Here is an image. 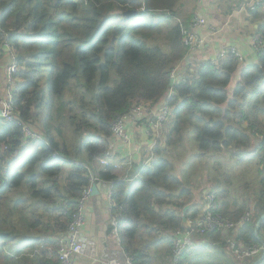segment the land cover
I'll return each mask as SVG.
<instances>
[{"label":"trees","instance_id":"16d2710c","mask_svg":"<svg viewBox=\"0 0 264 264\" xmlns=\"http://www.w3.org/2000/svg\"><path fill=\"white\" fill-rule=\"evenodd\" d=\"M182 1L0 0V30L9 33L0 35V51L10 41L20 62L16 117L0 119V242L15 250L0 252V264H57V241L94 177L113 182L123 245L134 263L161 258L171 264L174 241L186 226L183 209L196 199L175 173L174 156L184 162L179 147L189 130L200 155L229 151L238 164L255 165L263 176L251 220L196 237L199 244L210 243L186 252L180 264H213L200 247L225 251L230 238L246 246L264 243V218L256 232L264 214V11L248 8L263 44L256 62L242 65L232 51L215 61H193L184 44L186 22L154 36L161 31L160 13L176 15ZM241 5H230V13ZM129 10L137 15L129 18ZM173 73L178 78L171 86ZM167 100L171 113L151 149L153 159L139 168L133 184L120 179L111 153L112 122L135 104L160 107ZM26 125L45 134L32 149L22 136ZM98 158L109 164L97 165ZM229 182L212 178L207 188L217 211L238 220L253 209L229 208ZM198 204L186 211L187 221L200 212ZM244 260L264 264L259 256ZM220 264L240 263L230 257Z\"/></svg>","mask_w":264,"mask_h":264},{"label":"built area","instance_id":"2783aa9c","mask_svg":"<svg viewBox=\"0 0 264 264\" xmlns=\"http://www.w3.org/2000/svg\"><path fill=\"white\" fill-rule=\"evenodd\" d=\"M202 4L203 3L200 2L198 12L191 20L190 25L183 28L184 44L188 47L189 52L196 51L204 44V37L201 36L199 31L208 27V21L203 14L206 10ZM250 8L252 10L264 11V0H251ZM1 31L2 30H0L1 37H9V33ZM256 45L259 50L263 44L257 40ZM2 48L7 53L9 62L6 68L4 92L3 95L0 96V119H3L6 122H12L16 117L14 109L15 85L16 76L20 70V62L17 51L14 49V46L10 41L5 40ZM232 52L242 61L243 58L240 53L235 50H232ZM224 54L225 53L218 54L216 57L212 58V60L215 61L217 57H222ZM173 76L175 77V73H173ZM172 92L169 93V97ZM168 100L164 104H161L159 111L154 117H151L149 114L153 111V108L149 105L140 103L130 107L125 114L118 116L112 122L111 141L121 142L124 146L129 147L132 141V134L129 131L130 126H135L145 121L149 125L150 135L154 140L153 145H155L160 137V130L164 127V124L169 119L171 113ZM22 136L28 146L32 141L43 140L42 133L32 129L28 125L22 129ZM53 156H56V153H54ZM101 162L105 165L109 164V161L104 158H101ZM115 166L119 168L120 163H116ZM92 181L93 183H96L97 181H102L104 184L109 182L113 183L112 181L97 179V177L92 178ZM108 194L110 199V223L113 228L112 233L115 237L116 244L119 246L120 250L124 252V248L120 246L122 237L120 232V222L123 217L121 209L118 207L113 196V185L110 187ZM90 196L91 186L78 200L73 216L69 221L65 232L61 234L57 241V248L54 255L57 264H75L76 256L81 255L85 250L86 242L83 236V229L86 224L87 200ZM206 198L207 204L205 212L201 216L196 217V219H189L188 223L190 222V226H186L182 233L176 237L172 251V264H180L183 255L189 250H194L198 246L199 242L196 241V237L202 236L209 231L235 230L242 224L249 222L252 218V213L248 211L238 220H231L217 211V202L213 191H208L206 193ZM228 247L234 254V257L237 256L244 259L261 256L264 253V243L246 246L244 240L236 241L230 238L228 239ZM0 248H2L1 243ZM107 264H135L134 256L126 254L125 258H113L108 260Z\"/></svg>","mask_w":264,"mask_h":264},{"label":"crops","instance_id":"0c3cea01","mask_svg":"<svg viewBox=\"0 0 264 264\" xmlns=\"http://www.w3.org/2000/svg\"><path fill=\"white\" fill-rule=\"evenodd\" d=\"M250 1L241 0L242 5L236 8L232 14L230 13L227 18L222 19L221 24L223 27L220 29H218V25L211 22L209 12L203 13L208 21V27L199 31L201 36L204 37V44L196 51L189 52L193 61L197 59H212L218 54L232 50H235L242 56V65L257 61L258 48L256 43L259 35L256 33V22L248 20V16H250L248 12ZM207 9L209 8L207 7ZM243 10L246 11L245 15H243L245 12ZM236 13L238 14L236 15ZM175 78L177 79L178 76L176 75ZM236 80L237 77L235 78ZM1 89L0 87V91ZM152 108L153 111L149 114L151 117H154L160 107L153 106ZM129 131L132 134L130 146H124L121 142H113L111 153L117 158L115 163H120L119 168L115 166L117 168L116 175L120 179L133 184L138 176L139 168L149 164L151 159H153V157L150 159L149 155L154 140L150 135L149 125L145 121L138 125L130 126ZM122 159L124 160L122 161ZM101 164L105 165L101 161L100 164L97 163L100 166ZM96 183L99 191L97 194L91 195L87 200L86 224L83 229V236L85 242L88 243V249L85 254L76 256V264H107V261L110 259H122L128 254L123 245L122 237L120 246L124 248V252L116 244L112 233L113 228L110 223V199L108 193L113 183L104 184L102 181H97ZM201 206H204V201ZM172 260L173 255L171 254L169 258L171 264Z\"/></svg>","mask_w":264,"mask_h":264},{"label":"rangeland","instance_id":"374dc122","mask_svg":"<svg viewBox=\"0 0 264 264\" xmlns=\"http://www.w3.org/2000/svg\"><path fill=\"white\" fill-rule=\"evenodd\" d=\"M183 6L179 10V12L176 15H172L171 13L162 12L157 17L158 20H163L161 24V31L157 32L154 36L161 37L163 36L167 29L172 27L176 22H181L183 24L190 25L191 20L194 18L195 14L198 12V7L200 6V2H202L204 9L210 13V20L214 24L218 25V29L222 28L223 25L221 24L222 19L227 18L230 15V5L236 4L237 0H183ZM209 9H207V7ZM234 11V10H233ZM232 11V12H233ZM245 11V10H243ZM231 12V14H232ZM238 13H236L237 15ZM246 14V11L243 15ZM160 42V41H158ZM8 56L5 51H0V87L2 88L1 91L3 92L4 89V81H5V70L8 65ZM6 64V67L4 68V65ZM262 118H264V115H262ZM45 135L44 133H42ZM259 139V137H258ZM38 141H33L30 143L29 147L32 149ZM181 152L185 155L184 162L182 159H179L178 157L174 156L175 161V173L179 177L183 179L184 185L187 188H190L194 196H196V199L189 202V205H191L190 208H192L197 201L199 200V204L201 205L204 199L206 198V191L210 189L207 188V184L210 182L212 178H225L228 177L230 179L229 184L231 191L229 196L226 200H228L229 208H239L243 204H245L247 207L252 208L255 206L257 201L260 199V180L263 176L262 173L256 169L257 167L255 165H241L238 164L237 160L233 157H231L229 151H224L222 153H202L200 155L201 151L199 149L198 143L196 141V135L193 130L186 131L185 133V141L182 146L179 147ZM87 155V154H86ZM107 160L106 158H104ZM101 158L97 159V162H100ZM68 169V167H67ZM233 203V204H232ZM207 201H204V206L200 209V212L192 218L201 216L205 212ZM256 211V208L252 210V214H254ZM228 218V217H227ZM191 219V218H190ZM186 226H190V222L188 223L186 218ZM185 226V227H186ZM17 227L20 230H23V226L17 222ZM198 242V240H196ZM210 243L209 241H200L199 245H202L203 243ZM2 245V242H0ZM204 253L201 252L200 255L204 256L207 259L211 260L213 259V264H219L227 261L228 258L232 257L234 262H239L240 264H244L246 260L244 258L234 257L233 253L226 246V250L224 251L223 248L216 249L211 244L207 245L205 248L203 246L200 247ZM88 249V243H85V250L84 254ZM216 249V250H215ZM6 250L11 253L15 250L9 248L8 246L5 247L2 246L0 248V252H4L6 254ZM11 250V251H10ZM218 252V253H217ZM41 253V250L37 251V254ZM82 253V254H83ZM25 257L29 259H34L35 256L32 255V253H23ZM228 255L230 257H228ZM54 256V255H52ZM228 257V258H227ZM261 259H263L261 256H259ZM222 258V259H221ZM254 258V257H253ZM251 259V258H250ZM167 260V259H166ZM249 260V259H248ZM77 262V257L75 258V264ZM227 263V262H226ZM152 264H163V261L161 258H154ZM191 264H194V259L191 260Z\"/></svg>","mask_w":264,"mask_h":264},{"label":"water","instance_id":"95a60500","mask_svg":"<svg viewBox=\"0 0 264 264\" xmlns=\"http://www.w3.org/2000/svg\"><path fill=\"white\" fill-rule=\"evenodd\" d=\"M137 15V12L136 11H134V10H129L128 12H127V16L129 17V18H131V17H134V16H136ZM188 58V57H187ZM174 81H175V77L174 76H172L171 77V80H170V85L171 86H173V84H174ZM98 191H99V189H98V185H97V183H93L92 185H91V195H95V194H97L98 193ZM192 205V204H191ZM191 205H186L185 207H184V209H183V219H184V222L186 221V211L191 207ZM264 218V214L261 216V218L258 220V222H257V224H256V232H258V226H259V222L261 221V219H263ZM262 258H264V253H263V255L261 256Z\"/></svg>","mask_w":264,"mask_h":264},{"label":"clouds","instance_id":"9594fccd","mask_svg":"<svg viewBox=\"0 0 264 264\" xmlns=\"http://www.w3.org/2000/svg\"><path fill=\"white\" fill-rule=\"evenodd\" d=\"M7 68V67H6ZM43 135V134H42ZM43 140H45V137L43 136ZM42 141V140H39V142ZM33 142V141H32Z\"/></svg>","mask_w":264,"mask_h":264}]
</instances>
